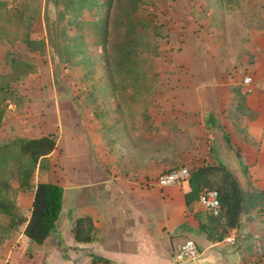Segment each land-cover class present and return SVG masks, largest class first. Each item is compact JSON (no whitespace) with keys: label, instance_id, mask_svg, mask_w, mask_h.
I'll return each mask as SVG.
<instances>
[{"label":"rangeland","instance_id":"rangeland-1","mask_svg":"<svg viewBox=\"0 0 264 264\" xmlns=\"http://www.w3.org/2000/svg\"><path fill=\"white\" fill-rule=\"evenodd\" d=\"M129 1L111 0L108 8L102 9L103 13L96 12L93 7L85 9L79 24L75 25L76 22L67 14L62 16V0L57 3L54 0H0V73L9 70V57L20 61L28 58L26 68L30 70L23 82L11 84L13 90H0V97H5L3 101L0 99L3 110L0 115V143L10 144L16 138L28 137L26 134L39 129L38 126L57 133L61 125L53 112L58 103L72 104L74 109L78 108L79 114L85 111L86 115L81 120L94 123L95 133L102 138V146L93 147L85 130L69 123L72 116L61 111L60 115L66 122L63 126L69 128L58 134L63 143L57 145L55 154L51 155L56 169L50 171L46 179L61 183L64 180L71 188H78L81 183L93 186L104 181L109 174V168L103 163L105 157L93 152L106 151L112 144L110 155L122 161L125 151L120 144L124 141L132 142L136 150L138 140H152L155 133L161 143H173L166 133L162 136V129L156 130L155 124L159 128L168 122L174 111L171 105L174 95H169V98L166 94L186 91L181 86L191 79L192 75H186V82L176 78L177 73L169 69L176 64V58L185 57V42L193 54L195 44V49L201 52L200 60L195 63L196 74L188 69L196 81L187 82L190 87L197 83L200 85L201 71L197 70L200 66L203 73L218 69L215 67L222 62L221 56L225 53L228 55L227 63L235 72L233 68L240 67L238 61L232 66L235 53L239 60L247 53L243 47L250 42L252 35L256 37V43L257 39L264 40V0H133V4L132 0ZM101 18L103 21L97 24ZM61 30L64 36L58 35ZM58 44L64 45L61 57ZM128 64L132 75L126 77ZM22 69L23 66H17V70ZM180 70L184 72L185 68ZM89 92L92 94L88 97ZM38 101L45 106L40 110L47 114L45 120L32 115ZM28 106L30 113L26 110ZM183 112L186 114L184 117L187 116L188 112ZM171 119L170 123L177 124L180 118L174 115ZM184 130L181 127L178 131L179 147L172 150L162 148L165 152L171 150L177 151L178 155L183 154V158L172 157L179 158L174 166H188L191 170L204 163H193V159L191 162L187 159L189 154L195 158L196 153L204 154L206 150L210 154L208 148L212 146L208 147L206 136L198 137L194 147L189 146L190 136ZM209 133L211 130L206 132L207 135ZM152 148L153 145L146 142L147 154ZM11 153L14 154V150ZM7 162L3 170L0 169V176L11 182L7 192L17 201L18 194L23 191H15L18 184L12 174L15 173L13 163L16 161L9 156ZM172 164L165 167L166 164L162 163L163 168H159L161 162L157 163L153 167L158 170L155 174H162ZM41 171L45 170L34 175L35 183L43 179ZM224 178L222 172H215L210 176L209 188H216ZM249 183L253 189V183ZM18 204L23 206L20 202ZM8 222L9 217L0 212V264H6L8 249L18 246L17 251L23 247L33 251L35 247L32 241L24 242V238L16 241L21 232H4ZM256 249L255 257L241 262L264 257V247ZM237 256L238 253L234 252L231 257Z\"/></svg>","mask_w":264,"mask_h":264},{"label":"crops","instance_id":"crops-1","mask_svg":"<svg viewBox=\"0 0 264 264\" xmlns=\"http://www.w3.org/2000/svg\"><path fill=\"white\" fill-rule=\"evenodd\" d=\"M58 35H63L62 30ZM261 40L257 39L256 43V37L252 35L250 42L243 47L247 53L240 60L235 53L232 66L237 61L240 66L233 68L235 72H232L231 65L227 63L228 55L225 53L221 56L219 67H215L218 69L211 72L207 68L203 73L199 61L200 68L197 70L201 71L200 85L197 83L190 87L187 82L196 81L194 74L188 73V69L196 74L195 63L197 59L200 60L201 52L195 49V44L193 54L185 42V57L176 58V64L169 69L177 73L176 78L186 82V75H192L191 79L181 86L186 91L166 94L174 95L171 98L174 111L169 113V121L162 123L164 126L159 125L158 128L155 124L156 130L162 129V136L166 133L174 144L166 141L167 144L161 143L162 140L156 139L158 135L154 133L152 140H138L136 150L132 142L124 141L125 145L120 144L125 151L122 161L110 155L112 144L106 151L100 149V153L93 152L94 155L105 157V162H102L109 168L104 181L93 186L81 183L78 188H71L67 187L64 180L61 183L45 178L55 168L51 155L55 154L56 146L63 143L58 135L66 128L63 126L66 122L60 115L61 111L62 114L66 115L68 112L72 116L69 123L85 130L93 147L102 146L101 135L95 133L94 123L82 121L85 111L81 109L79 114L78 108L74 109L72 104L58 103L53 112L61 125L57 132V143L47 156L49 169L41 171L43 179L37 180L64 185L56 228L42 244L33 242V251H28L25 247L17 251L18 246L8 249L6 264H238L255 257L258 251L256 248L264 247V40ZM59 45L58 54L61 57V47L64 45ZM184 68L185 71L181 72L180 69ZM245 74L253 78V90L250 93L241 84ZM34 107L36 110L33 111V117L45 120L47 114L40 111L45 108L43 102H35ZM29 108L28 106L26 109L28 113L32 112ZM183 111L188 112L187 116L184 117L186 114ZM174 115L180 118L177 124L170 123ZM43 125L46 126L45 123ZM38 127L39 129L31 130L26 136L41 137L54 132L53 129L45 131L43 126ZM181 127L190 136L189 146L194 147L198 137L205 136L209 139L208 147L215 146V151L212 147L208 148L211 150L210 154L206 150L204 154L196 153L195 158L190 153L187 159L194 161L193 163H204L199 167L221 162L234 174L241 189L250 192L251 197H248L243 206L245 211L239 216V225L228 230L221 240L217 236L224 219L211 220L212 217L198 201L185 204L188 182L165 187L149 183L159 175L155 174L158 170L153 168L157 163L161 162L159 168H163L162 163L167 167L171 162H179V158L172 157H184L183 154L178 155L177 151H171L173 147H179L178 131ZM210 130L211 133L207 135L206 132ZM198 131L201 132L200 135L197 134ZM225 135H228L230 144ZM146 142L153 145L148 154ZM162 147H169L171 150L165 152ZM202 155L203 158H199ZM39 171L36 170V173L39 174ZM249 181L253 183L254 190L249 186ZM25 194L20 192L17 201L28 209L33 197ZM65 203L67 207H64ZM75 232L80 239L75 238ZM230 235L235 236L233 243L224 240ZM15 239L30 243L22 232ZM185 239H193L197 243L200 256L193 261L177 263L172 257L173 251ZM234 252L238 253L237 257H231Z\"/></svg>","mask_w":264,"mask_h":264},{"label":"trees","instance_id":"trees-1","mask_svg":"<svg viewBox=\"0 0 264 264\" xmlns=\"http://www.w3.org/2000/svg\"><path fill=\"white\" fill-rule=\"evenodd\" d=\"M54 2L57 3L58 0H54ZM110 2L111 0H103L101 2L100 0H62V16L67 14L76 22L75 25H78V21H80L79 19L83 15L85 9H91L93 7L96 12L103 13L101 12L102 9L105 11ZM133 3L135 2L132 0L131 4ZM102 21L103 18H101L97 24ZM92 24L96 26V24L91 23V25ZM64 35L65 34H63V36ZM27 60L28 58L26 57L23 61L13 57L8 58L9 70L3 74L0 73V90H13L11 86L12 83L14 84L21 80L23 82V80L28 77V72L30 70L26 68ZM17 66H23V69L17 70ZM130 73L131 69L128 64L125 68L126 77L132 75ZM244 90L246 91L245 88ZM91 94L92 92L87 93L88 97L89 95L91 96ZM0 99L3 101L5 97H0ZM85 99L88 98L85 97ZM2 113L3 110L0 108V115ZM57 139V133L50 132L41 137H19L12 140L10 144L0 143V169L3 170L2 168H4V165L8 163L7 158L13 156L16 162L13 163L15 173L12 174V177L15 175L18 184V188L15 191H23L33 197L30 208L21 207L18 202L15 201V198H10L8 195L7 191L11 187V182H8V180L0 176V212L9 217L8 227L4 232H22L29 241L36 244H42L47 237L54 233L57 219L61 211L63 188L57 183H35L34 180L36 170H46L49 168L47 156L55 149ZM225 139L227 143L230 144L228 135H225ZM12 150H14V154L11 153ZM172 165L173 166L164 172L173 168H178V166H174V162ZM219 171L223 173L225 178L216 188H209L210 176ZM187 182L189 184V190L185 193L186 205L198 201L199 193L203 189H216L218 191L221 203L219 215L213 216L207 212L212 217L211 220H213V218L214 221H219L218 219L222 218L224 219V223L221 225L222 229L217 236L218 239L221 240L226 236L228 230L239 225V216L243 211V206L246 204V201H248V197L250 198L251 195H249L250 192L241 189L234 174H232L224 164L218 161L215 165L208 164L191 169ZM250 184L251 183H249V186ZM75 238L77 240L80 239L77 232H75Z\"/></svg>","mask_w":264,"mask_h":264},{"label":"built area","instance_id":"built-area-1","mask_svg":"<svg viewBox=\"0 0 264 264\" xmlns=\"http://www.w3.org/2000/svg\"><path fill=\"white\" fill-rule=\"evenodd\" d=\"M241 84L247 92H252L253 78L251 75H244ZM190 173L191 170L188 166L173 168L167 172L159 174L155 179L150 180L151 182L149 183L159 187L176 184L180 185L188 181ZM198 202L209 214L213 216L219 215L221 211V203L219 199V193L216 189H203L199 193ZM224 240L228 243H233L235 241V236H227L224 238ZM199 256L200 251L197 243L193 239H185L176 246L172 257L175 262L181 263L187 260H196ZM241 264H264V257H259L255 261L250 260L246 263L241 262Z\"/></svg>","mask_w":264,"mask_h":264}]
</instances>
